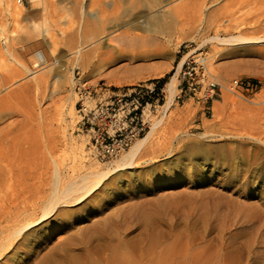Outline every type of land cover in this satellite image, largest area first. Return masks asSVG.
Returning a JSON list of instances; mask_svg holds the SVG:
<instances>
[{
  "label": "rangeland",
  "instance_id": "rangeland-1",
  "mask_svg": "<svg viewBox=\"0 0 264 264\" xmlns=\"http://www.w3.org/2000/svg\"><path fill=\"white\" fill-rule=\"evenodd\" d=\"M13 3L21 14L12 18L0 9V27L19 62L4 54L0 38V87L10 80L11 89L22 87L26 97L37 84L45 87L40 104L12 99L17 114L9 122L24 135L26 165L38 163L31 156L36 134H45L60 105V133L66 130L72 138V153H60L63 175L68 162L77 178L116 160L86 153L88 137L75 127L77 82L120 87L161 80L167 96L178 64L203 52L208 78L220 91L213 101L174 100L137 166L110 173L88 197L62 206L53 223L27 231L8 249L3 246L0 264H264V44L205 42L214 32L222 39L264 37V0H217L210 10L219 8L232 20L210 25L202 17L193 27L207 35L194 39L157 33L160 22L149 19L157 13L127 4L118 12L127 26L111 35L116 39L103 37L90 45L89 32L101 10L112 13L104 0ZM80 30L89 32L80 38ZM80 45L84 48L76 55ZM37 51L46 62L34 67ZM233 80L257 90H230Z\"/></svg>",
  "mask_w": 264,
  "mask_h": 264
},
{
  "label": "bare ground",
  "instance_id": "bare-ground-1",
  "mask_svg": "<svg viewBox=\"0 0 264 264\" xmlns=\"http://www.w3.org/2000/svg\"><path fill=\"white\" fill-rule=\"evenodd\" d=\"M206 1L104 0L105 4H109L112 7V13L107 14L105 10H101L102 12L95 25H93L92 30L90 32L80 30L77 32L79 33L77 35L83 38L89 32L91 35V39L89 40L91 42H89V45L96 43L103 37H108L109 41H113L116 37L111 35L116 33L118 29L127 26V23L120 17L119 10H121L123 6L130 4L131 6L141 5L145 7L148 12L147 14L152 12L157 13L158 16L156 14L149 15V19L157 18V22H160V25L158 22L159 30L157 33L168 38L194 39L195 37L205 36L206 34L195 28L198 25L193 27V24L196 22L197 24L201 22L202 17H205V19L207 18L208 24L209 22L211 23L210 25H217L221 19H225L228 23L232 20L230 13L227 14V12H225L226 14L221 16V9L219 8L210 10L214 7L217 0ZM16 3L22 5L18 0H16ZM0 9L9 14L12 18L19 17L21 14V8H18L13 3V0H0ZM145 16L146 15H135L134 18L141 19L145 18ZM142 24L147 26L149 20L144 19ZM4 32L5 31L0 27V38L4 40V42L2 41L4 44L3 47H5L4 54L12 58V60H15L11 49L9 50V48L6 47ZM205 42H214L220 45H254L258 43L262 45L264 44V37L235 36L222 39L217 35V32H214V35L210 38L207 37ZM83 48L84 47L80 45L74 53L79 55ZM34 57V67H38L46 62L45 56L40 51L35 52ZM183 62L182 60L178 64L176 73L167 83L166 102L163 107H161L160 116L153 122L151 121L150 129L146 135L135 141L126 152L116 158V160L109 162L102 167V169L94 171L88 170L89 172L77 178L74 177L72 162L66 164V175L64 174V176L62 173L63 166L60 153L63 150L72 153L70 150L72 149L71 136L66 130H64L63 134L60 133L58 117L62 115V105L58 106L50 115L48 119L49 123L46 125L48 128L45 134L41 135L37 132V145L33 147L31 156H35V158H37L35 160H38V163L36 161V165L31 163L32 167L30 164H28L29 167H27L28 165H26L27 163L25 161L28 157V152L21 144L24 140L22 139L24 135L19 133L21 129L16 128L15 124L9 122L16 113L12 99L22 100L23 98L27 99L26 102H30L29 98H31L34 104L35 102L40 104L44 99L45 87L41 84H37L33 87L31 95L26 97L22 87H19V89H11L14 83L10 80L4 82V85L0 87V250L5 245L7 246L6 249H8L11 245L24 239L27 231L42 228L51 219L50 222L53 223L54 216L57 215L62 206L66 207L67 205L78 203L82 201L83 198L88 197L110 173L131 169L137 166V161L140 160L152 146L159 129L164 125L166 119H168L167 115L174 105L175 100L177 89L176 75L179 73ZM206 63L207 58L205 57L203 64L206 75L209 77ZM22 64L23 63L20 65L22 66ZM24 67L26 66H22V68ZM24 69L26 72H29L28 69ZM70 82L72 83V80H70ZM232 82L230 90H236ZM2 89L6 91L4 94H2ZM38 111V118L43 121V111L40 109ZM37 127L39 128V122L37 123Z\"/></svg>",
  "mask_w": 264,
  "mask_h": 264
},
{
  "label": "built area",
  "instance_id": "built-area-1",
  "mask_svg": "<svg viewBox=\"0 0 264 264\" xmlns=\"http://www.w3.org/2000/svg\"><path fill=\"white\" fill-rule=\"evenodd\" d=\"M21 4L25 0H18ZM206 53L200 52L186 58L178 73V95L175 100L187 97L213 101L218 96L219 86L208 79L203 60ZM236 90L254 93L257 86L240 80L232 82ZM166 83L151 80L126 86H111L97 82L85 86L77 82L74 88V104L77 131L84 133L86 153L91 157L109 161L126 152L150 129L152 117L165 103Z\"/></svg>",
  "mask_w": 264,
  "mask_h": 264
}]
</instances>
